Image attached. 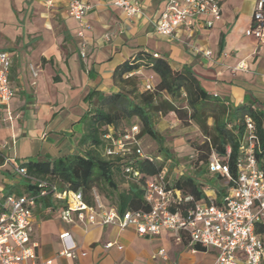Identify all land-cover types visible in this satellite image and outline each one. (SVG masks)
I'll return each mask as SVG.
<instances>
[{
	"label": "crops",
	"instance_id": "crops-1",
	"mask_svg": "<svg viewBox=\"0 0 264 264\" xmlns=\"http://www.w3.org/2000/svg\"><path fill=\"white\" fill-rule=\"evenodd\" d=\"M84 1L89 4L84 16L89 28L82 40L78 20L66 12L68 0H0V50L11 55L8 78L14 89L11 120L0 105L1 196L19 195L7 193V186L17 188L21 183L11 163L23 165L29 159H53L82 150L78 145L84 130L82 116L98 105L102 95L119 91L113 80L115 68L132 62L139 52L166 59L174 70L188 67L204 90L227 104L250 99L264 111V44L245 35L256 0H220L221 18L211 27L199 24L190 34L181 28L175 38L160 35L153 27L167 0H139L143 13L132 16L112 0ZM241 61L245 69L236 68ZM131 74L143 87L155 86L160 79L144 65ZM160 117L180 121L172 111ZM154 160L162 158L156 155ZM209 173L213 179L221 177ZM180 175L162 173V178L173 187ZM221 187L227 190L224 178L215 184L205 182L202 191L219 200ZM93 192L104 206L117 209L116 202L96 187ZM49 199L47 206L36 200L29 235L37 244L39 264L47 260L50 264H215V250L190 244L184 233L163 228L156 235H140L131 227L100 224L99 216L90 223L72 214L67 222L60 215L64 200L52 194ZM64 231L75 243L69 257L59 255Z\"/></svg>",
	"mask_w": 264,
	"mask_h": 264
},
{
	"label": "built area",
	"instance_id": "built-area-1",
	"mask_svg": "<svg viewBox=\"0 0 264 264\" xmlns=\"http://www.w3.org/2000/svg\"><path fill=\"white\" fill-rule=\"evenodd\" d=\"M112 3L128 16L143 13L144 6L139 0H112ZM88 9L89 4L84 0H68L66 6L67 14L78 20L80 29L77 34L82 40L84 30L89 28L84 20ZM220 18V0H167L163 11L153 20V27L156 33L175 38L181 28L190 34L197 25L211 27ZM245 35L254 38L259 45L264 44V0H256ZM82 45H85L84 41ZM209 53V50L205 51V55ZM80 55H85L84 49ZM11 61L10 53L0 50V105L6 108V118L10 120L13 115L9 104L14 94L8 78ZM236 68L245 69L246 66L241 61ZM32 72L35 74L33 68ZM153 88L150 83L144 85V90L152 91ZM245 121L249 134L247 144L240 146L242 152L237 162V176L219 200L210 196L194 199L191 194L183 195L178 189L168 186L162 174L148 177L142 184L147 210L120 212L115 207H106L93 190L94 203L89 204L80 189L59 191L47 180L39 178L34 180L35 194L0 195V264H39L35 253L37 244L30 240L29 235L36 198L47 193L64 200L60 215L67 222L73 219L72 214L79 221L90 223L97 222L96 217L99 216L100 224L114 223L120 229L131 227L140 235H156L166 228L177 234L184 233L192 245L214 249L215 264H264V237L255 229L257 222L264 221V172L253 152L252 123L249 117ZM138 132V125H132L114 141L112 147L106 148L105 153H133L139 158L154 160L139 146L135 138ZM6 162H11V159H6ZM11 165L17 176H28L24 165ZM208 170L224 177L229 184L228 165L214 152L209 157ZM124 172L133 180L141 177L130 164L124 167ZM60 237L64 245L59 255L72 256L75 243L69 240V232H62ZM159 253L163 254L164 250L160 249ZM50 263L51 260L46 261V264Z\"/></svg>",
	"mask_w": 264,
	"mask_h": 264
},
{
	"label": "trees",
	"instance_id": "trees-1",
	"mask_svg": "<svg viewBox=\"0 0 264 264\" xmlns=\"http://www.w3.org/2000/svg\"><path fill=\"white\" fill-rule=\"evenodd\" d=\"M141 65L152 69L160 78L152 91L140 90L134 74L128 75ZM113 80L120 86L119 91L102 95L98 105L81 118L84 130L78 138V145L83 147L82 150L53 159L27 160L23 165L28 176L21 178L17 188L7 186V193L35 194L37 187L34 180L39 178L47 180L59 191L80 189L89 204L94 203L92 190L96 187L105 195L116 194V207L120 212L147 210L142 184L148 177L167 174L165 162L169 160L172 165L175 159L173 153L164 148L163 159L158 162L139 158L133 153L106 154L105 150L122 137L127 129L125 125L134 117L140 123L137 136L148 135L161 145L164 138L155 129V118L171 111L184 124L194 122L203 134L204 138L200 142H190L195 153L194 164L203 166L197 169V173L209 172L208 160L214 152L228 165L231 180L227 185L233 184L237 176V162L242 152L240 146L247 144L249 130L245 120L249 117L254 156L264 172V111L250 99L238 105L227 104L204 90L188 67L174 70L166 59L141 52L136 54L132 62L116 67ZM181 99L184 105L178 103ZM208 119H211L210 124ZM128 164L140 172L139 180L128 178L124 172ZM223 178L216 177L213 183ZM121 181H127V185L121 186ZM204 185L205 182L195 176L182 174L174 180L173 188L183 195L191 194L194 199H200L206 198L202 191ZM223 192L224 187L218 189L220 196ZM49 196V193L38 195L36 200L46 206L51 205ZM255 229L264 237V221L257 222Z\"/></svg>",
	"mask_w": 264,
	"mask_h": 264
},
{
	"label": "rangeland",
	"instance_id": "rangeland-1",
	"mask_svg": "<svg viewBox=\"0 0 264 264\" xmlns=\"http://www.w3.org/2000/svg\"><path fill=\"white\" fill-rule=\"evenodd\" d=\"M137 86L140 90H144L142 83L137 81ZM182 97H184L182 95ZM179 104H185L183 99H181ZM166 115V114H165ZM162 122V123H161ZM208 123H211V119H208ZM137 124L140 128V123L134 117L131 121L125 125L127 129H129L132 125ZM155 129L163 136V142L160 145L159 142L150 138L148 135H135L139 146L142 148L145 154L151 155L155 157L156 155H160L163 159V149L168 148L169 152H172L174 155V160H167L165 164L168 166V176L174 177L179 175V173L185 175H193L197 177L200 181H205L207 183L213 184L214 179L209 172H204L203 174L197 173V169L203 168V166H196L194 164L195 153L192 150L190 142H200L204 137L198 126L194 123L184 124L181 121L173 120L168 117H158L155 118L154 123ZM160 126V127H159ZM161 130L159 131L158 129ZM20 163L21 160H19ZM220 182V181H219ZM107 199L110 202H116V194H106Z\"/></svg>",
	"mask_w": 264,
	"mask_h": 264
}]
</instances>
